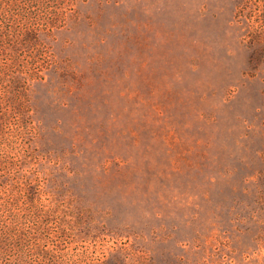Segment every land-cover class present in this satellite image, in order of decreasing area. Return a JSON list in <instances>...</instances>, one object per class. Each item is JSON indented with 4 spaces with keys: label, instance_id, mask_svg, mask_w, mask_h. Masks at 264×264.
I'll list each match as a JSON object with an SVG mask.
<instances>
[{
    "label": "rangeland",
    "instance_id": "obj_1",
    "mask_svg": "<svg viewBox=\"0 0 264 264\" xmlns=\"http://www.w3.org/2000/svg\"><path fill=\"white\" fill-rule=\"evenodd\" d=\"M238 3L72 0L41 44L7 41L42 76L25 116L0 83V192L44 210L30 264H264V62Z\"/></svg>",
    "mask_w": 264,
    "mask_h": 264
},
{
    "label": "trees",
    "instance_id": "obj_2",
    "mask_svg": "<svg viewBox=\"0 0 264 264\" xmlns=\"http://www.w3.org/2000/svg\"><path fill=\"white\" fill-rule=\"evenodd\" d=\"M71 1L0 0V52L6 47L7 41L15 40V38H18L19 43L28 48H34L38 44H41L43 36L49 34V31L39 30L43 29L39 25L45 24L47 27H58V21L64 19L65 8L70 5ZM238 2V22L240 27L243 28V35L248 38L254 47L252 59L258 63L264 62V14H253L257 8L264 7V0H238ZM19 20H22L25 25L22 29L17 28L16 23ZM33 55L36 56V54ZM12 61L14 60L12 59ZM14 65L17 64H13V62L8 64L0 62V83L5 81L4 77L11 78L10 89L14 93L12 98L15 97L16 103L14 110L23 112V116H25L26 109L29 111L30 108H27L24 102L17 99V95L25 91V87L30 83L29 81H34L42 76L32 69L27 70V68L23 69ZM6 118V113L0 114V156L5 150V146L2 145L3 142L1 140L6 133L5 127H3V121ZM3 163L0 160V165H3ZM8 165L11 166V163L9 162ZM28 199L32 204V209L28 210L31 214L17 210V194L14 191L7 198L0 192V210L5 212L4 215L9 219L0 218V264H30L26 259V250L29 248V244L32 243L30 239L38 236H34L32 230L27 231L24 229L22 223L26 219H29L28 214L39 215L44 213V210L36 205L33 195L29 194ZM41 225H35L34 229L41 231L44 229ZM25 231L28 233V237H23ZM17 236H19V240H17ZM42 238L44 239V237ZM12 249L16 253V258L10 259L6 256L10 255L9 251H12ZM32 250L42 256L48 254L56 256L52 253L49 245L46 248L37 246ZM59 257L61 264L73 263L70 259L65 258L64 254H61Z\"/></svg>",
    "mask_w": 264,
    "mask_h": 264
}]
</instances>
